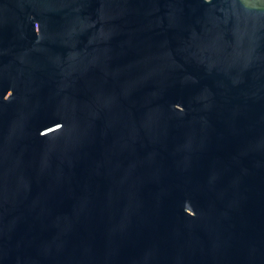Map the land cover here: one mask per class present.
I'll list each match as a JSON object with an SVG mask.
<instances>
[{
	"label": "water",
	"instance_id": "water-1",
	"mask_svg": "<svg viewBox=\"0 0 264 264\" xmlns=\"http://www.w3.org/2000/svg\"><path fill=\"white\" fill-rule=\"evenodd\" d=\"M0 264H264V0H0Z\"/></svg>",
	"mask_w": 264,
	"mask_h": 264
}]
</instances>
